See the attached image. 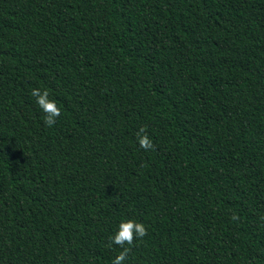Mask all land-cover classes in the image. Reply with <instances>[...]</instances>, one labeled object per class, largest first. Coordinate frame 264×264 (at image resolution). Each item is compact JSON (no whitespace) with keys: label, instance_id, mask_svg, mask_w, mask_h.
Returning <instances> with one entry per match:
<instances>
[{"label":"trees","instance_id":"1","mask_svg":"<svg viewBox=\"0 0 264 264\" xmlns=\"http://www.w3.org/2000/svg\"><path fill=\"white\" fill-rule=\"evenodd\" d=\"M262 218L264 0H0V264H112L125 219L124 264H264Z\"/></svg>","mask_w":264,"mask_h":264},{"label":"clouds","instance_id":"2","mask_svg":"<svg viewBox=\"0 0 264 264\" xmlns=\"http://www.w3.org/2000/svg\"><path fill=\"white\" fill-rule=\"evenodd\" d=\"M30 95L35 97L36 104L40 107L44 113V123L48 127H52L57 118L61 115V109L58 107L56 101L50 98L49 91L44 89L41 91L38 88H33ZM136 137L139 146L148 151L153 150L154 145L152 140L147 135L145 127H140L139 131L136 133ZM238 217L233 214L232 219H237ZM264 219V218H262ZM147 235V228L141 222H137L133 219L122 220L116 232L109 237L111 244L120 246L122 249L119 254L112 261V264H124L128 258V254L131 251V247L134 246V242L139 238L142 239ZM128 245V247H125Z\"/></svg>","mask_w":264,"mask_h":264}]
</instances>
